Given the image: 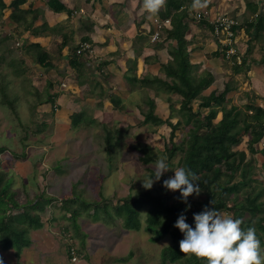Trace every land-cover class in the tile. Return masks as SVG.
<instances>
[{
	"label": "rangeland",
	"instance_id": "374dc122",
	"mask_svg": "<svg viewBox=\"0 0 264 264\" xmlns=\"http://www.w3.org/2000/svg\"><path fill=\"white\" fill-rule=\"evenodd\" d=\"M62 1L67 6H74L76 11L79 10L77 14H87L88 21L84 23L85 27L95 34L99 33L96 34L98 46L104 38L99 35L112 34L107 25L120 23L130 31L133 13L140 12L138 15L140 19L144 16L147 19L152 17V22L156 20L143 9L142 5H137V0H123L122 3L121 0ZM36 9L40 18L44 17L47 24L49 21L58 24L67 22L65 14L52 17L50 10ZM119 11L124 12H121L123 17H120ZM114 13L117 14L110 16ZM190 23L198 30L200 36L205 34L203 38L211 39V32L205 31L201 23L194 19L190 20ZM14 27L15 24L11 23L8 10L5 9L0 14V87L6 86V98L12 99L13 102L8 105L0 95V147L5 148L0 153V166L14 178L12 188L16 192L18 203L24 204L40 196L48 197L50 202L43 201L42 211L28 209L30 215L40 214L43 226L30 231V245L22 248L19 255H16L12 248L5 251L0 249L3 264H172L163 263L161 260L163 248L172 243L171 237L167 235L153 242L150 240L151 234L143 228L146 208L140 210L143 217L139 230L125 229L109 204L101 206L102 211L98 216L93 213L94 211L91 212L90 208L101 199L109 200L111 206H117L129 193L147 189L144 187V180L154 175L156 163L143 164L140 161L139 147L149 144L157 151L162 150L169 143L170 128L164 124L158 126L156 132H150L148 126L140 124L143 119L141 109L146 108L144 98L147 95L156 100L157 115L165 118L169 114L166 101L157 98L152 90L145 92L144 88L136 84L142 94L125 96L126 107L129 110L125 112L128 113L120 112L109 105L110 113L104 116L105 122L109 123L106 126L101 123H81L73 126L69 122V117L62 113L64 100L60 99L58 104L46 100L48 95L58 94L54 72L42 73L43 69L33 63L32 57L21 51L24 45L30 42L32 31L25 30L21 35H16ZM116 33L118 32H114V35ZM115 40L113 37L108 42L112 41L115 44ZM83 42L77 44L74 53L80 49V43ZM44 45L50 55L57 57L53 44L47 47L48 43L45 41ZM115 48L114 52L120 53L125 47ZM8 49L10 54L6 52ZM88 50L92 52L83 54L95 55V48L92 45ZM103 52L102 49V54ZM11 57L16 64L10 63ZM209 57L211 58L208 64H211L215 71L209 67L210 65L207 68L215 74L221 73L214 81L213 87L220 91L227 83L233 88L227 94L229 100L227 106L231 104L242 106L253 93L259 96L257 102L264 104L262 95L264 92L257 93L261 91L256 89L257 80L250 76L246 78L245 72L233 74V63L212 55ZM52 59L55 64L60 60ZM20 60L22 63H19ZM139 69L138 73H141ZM144 76L151 78L150 73ZM161 97L165 96L162 94ZM72 99L69 98L68 101ZM174 104L177 106L176 102ZM220 117L221 114L218 113L215 121ZM115 128L121 130V135L116 136L121 146L116 148L112 159L108 161L104 148L105 131ZM184 132L185 129H178L175 140H180ZM246 140L247 137L241 141L239 149L246 150ZM262 147L264 145L260 142L257 148ZM179 156L180 154H176L172 161L176 162ZM254 157L258 166L256 175L264 185V166L261 164L264 157L260 152ZM175 169L177 168L169 169L161 177L165 179L173 177ZM156 184L157 181L154 180L152 187L155 188ZM68 198L71 200L78 198L80 204L74 202L71 208H66L64 200L70 202ZM82 202L91 205L87 206V203ZM74 209L77 211L76 217L72 216ZM70 245L75 252L80 250V254L78 251L68 254L66 250Z\"/></svg>",
	"mask_w": 264,
	"mask_h": 264
},
{
	"label": "trees",
	"instance_id": "16d2710c",
	"mask_svg": "<svg viewBox=\"0 0 264 264\" xmlns=\"http://www.w3.org/2000/svg\"><path fill=\"white\" fill-rule=\"evenodd\" d=\"M25 1L12 0L6 5L0 0V14L5 9H10L8 17L11 23L15 24L16 35H21L25 30L33 33L39 30L40 33L42 29L34 27L38 15L31 8H21ZM43 1L54 12L64 11L68 14L71 12L61 0ZM137 2L143 6V0ZM193 3L194 0H167L166 7L156 15L160 21L164 22L168 19L170 23L161 25L158 39L153 43L159 44V39L169 41L170 57L160 66L163 77H144L139 82L145 92L151 89L155 96H161L162 92L165 94L162 98L168 102L169 114L165 119L155 114L154 99L146 95L144 98L146 108L141 109L143 119L140 124L148 126L150 132H156L158 126L166 124L170 128L169 143L160 151L149 144H143L139 147V151L140 161L145 165L157 163L160 158L166 157L170 169L182 167L191 170L198 178L194 184L199 185L201 189L199 195L193 194L187 198V203L191 207L185 211L187 205L182 200L180 191L166 189L163 185L166 179L161 177L155 188L129 193L117 206H111L109 200L101 199L90 207L91 212L94 211L93 213L98 216L102 211L101 206L109 204L111 210L120 218L123 227L129 230H139L142 227L143 216L140 210L146 208L143 228L151 234L150 240L153 242L167 235L171 237L172 243L163 248L161 260L163 263L172 264H207L206 259H197L195 256L180 252L179 241L184 238V234L174 225L181 213L186 216V223L193 228L194 214L201 213L205 209H216L221 214L230 213L233 218L243 221L241 225L243 229L255 228L261 247H264V185L256 175L258 166L254 157L258 152L264 157V147L257 148L260 142L264 145V105L257 102L259 96L253 93L242 106L236 104L227 106L229 102L227 94L233 88L227 83L220 91L214 88L213 84L218 75L204 67L201 62H193L189 50L191 40L185 37L190 20L193 19ZM260 19L258 21L262 20ZM258 21L251 22L246 30L256 27ZM43 27H47L46 24ZM238 27L240 26L237 25L235 30ZM149 32L152 34L151 31ZM63 40L64 45L66 36ZM82 40L90 41L88 37H83L81 42ZM220 50H215L206 56L212 55L224 59L225 52L223 48ZM21 51H25L26 55L32 57L31 60L39 66L53 67L49 53L39 43H26ZM6 52L10 54L9 49ZM81 56L75 53L73 67L79 65L76 60ZM229 59L234 61L235 56ZM10 63L16 64L14 58H10ZM19 63L22 61L20 60ZM245 63V57L240 64L234 62L233 74H240L245 68ZM81 67L82 62L78 69ZM135 80H137L135 77H131V81ZM5 88L6 86L0 87V95L5 103L11 105L13 100L6 98ZM53 97L48 95L46 100L51 102ZM218 113L221 117L215 121ZM72 117L71 122L76 125L79 121L78 116L73 114ZM181 128L185 129V132L181 139L176 141L177 130ZM120 135L119 128L105 131L104 148L108 161L112 159L113 152L120 145L119 139H116V136ZM245 137H247L246 150L239 149L238 145ZM4 149L0 147V153ZM176 154L180 156L176 162H173L172 159ZM261 164L264 166V159ZM13 181L14 178L0 166V249L5 251L12 248L15 254L19 255L22 248L30 245V231L43 226L40 214L30 215L28 209L42 211L43 203L50 200L48 197L40 196L24 204L18 203L16 192L12 188ZM70 198L68 200H71ZM74 202L79 203L78 198L70 202L64 200V205L66 208H71ZM84 203L87 202H82ZM72 216H77L75 209L72 210ZM71 249L74 250L70 245L66 252L71 254ZM79 251L77 253L80 254ZM76 252L74 250V253Z\"/></svg>",
	"mask_w": 264,
	"mask_h": 264
},
{
	"label": "crops",
	"instance_id": "0c3cea01",
	"mask_svg": "<svg viewBox=\"0 0 264 264\" xmlns=\"http://www.w3.org/2000/svg\"><path fill=\"white\" fill-rule=\"evenodd\" d=\"M3 1L6 5H8L12 0H8L9 2L6 0ZM122 2L123 0H121L120 3ZM209 2L212 4H207V6L202 10H194L192 8V13L196 11L208 12L209 16L207 18L201 19L199 22H204L203 24L201 23L204 30L211 32V39L209 37L203 38L205 34H201L200 36V34L197 33L198 30L194 29V25L189 23V29L186 32L185 37L187 40H191L189 50L191 52V58L193 59V62H201L204 67H208L209 65V67H213L211 64H208V60L211 57H207L206 54H210L211 52L218 49L220 50L221 45L214 36L212 20L216 14L225 13L228 16L237 19L240 27H238L236 31L235 47L237 54L234 61L231 62V60L229 58L226 59V57L223 60L233 64L234 62L240 64L242 58L245 57L246 63L244 71L242 72H245L244 76L246 78L250 76L255 81L257 80L258 85H256V89L261 90L257 93H263L264 0H207V3ZM37 7L44 8L46 11L50 10V12L53 14L52 17H60V15L65 14L67 16V22H65L66 24H58L54 21L51 23L49 21V24H47L45 22V18H40V14L35 11ZM21 8H31L32 11L38 15L34 22V27L42 29L40 33H38L39 30L36 33L32 32V38H30V42L28 43H39L42 48L46 50L47 53H49V55L50 52L48 48L45 47L46 45H44V42L46 41L48 43L47 47L52 46V44L55 47L56 53H54L57 55V57L53 56V54L50 55V62L53 64V67L43 68L38 64L37 66L43 69L42 73L48 74L49 72H54V81L58 83V94L53 97L52 102L58 104L61 100H64L63 104L65 103V105L62 106V113L69 117V122L73 126L80 125L81 123H101L103 126H106V124L109 123L105 122L104 116L107 113H110L108 112L111 110L109 105H112L120 112L122 111L124 113H128L125 112L128 110L126 107L127 99L125 96H131L137 93L142 94V91H139L136 86V84H139L140 86L142 85L140 84L139 80L147 77L144 75L149 73L151 74L152 78L154 76L163 77V75L160 73V66L170 57L168 54L170 42L164 39H159V44L153 43L154 41L152 40V34L149 32H152L154 29L152 17L147 19L143 16L140 19L138 17L140 12L137 14L133 13L131 16L130 31H128L127 28H125V26L121 25L120 23H112V25H107L106 27L108 30L112 31L113 35L109 33L106 34V36L99 35L104 38L98 46L96 44L98 38V36L96 38V34L99 33L96 32L95 34L93 31H90V29L88 30L85 27L84 23L88 21L87 14H77L79 10L76 11L74 6H67V8L71 10L69 14L64 11H52L45 5L43 0H26ZM6 10H8L9 16L10 9ZM121 12L124 13L123 11ZM121 12L119 11V13ZM122 13L120 14V17H123L121 16ZM116 14L114 13L110 16H115ZM153 17L158 19L157 16ZM259 19L261 21H258ZM257 21L259 24L256 27L246 30L247 26L251 22L256 23ZM45 24L47 27H43ZM113 31L118 33L114 35ZM64 36H66V44L63 45ZM83 37H88L90 39L88 43H90L93 48H95V55L88 56L87 54H82L79 60L75 59L76 62H79L78 66H80L82 62V67L78 69V66H72L74 63V50L77 44L81 42ZM113 37L116 39L115 44H113L112 41L108 42ZM115 46L117 48L120 46V49L121 47L125 48H122L120 53H116L114 52L116 49ZM102 49L104 50L103 54ZM52 58H59L60 60L55 64L53 63L54 60ZM33 63L36 64L35 62ZM138 69L141 71V73H146H138ZM212 69L214 70V68ZM217 75L220 77L221 73H217ZM131 77H135L137 80L131 81ZM62 84L64 86H62ZM254 89L252 90L256 92L257 90L255 89V91ZM162 94L165 96L163 92L161 95ZM65 98L73 99L68 101V99ZM157 98L166 101L165 98H162L161 96H157ZM154 102L155 114H157L156 100H154ZM166 103L168 105L167 101ZM258 103L260 102L258 101ZM73 114H76L79 119L76 125L71 122ZM158 116L160 117V115Z\"/></svg>",
	"mask_w": 264,
	"mask_h": 264
},
{
	"label": "clouds",
	"instance_id": "9594fccd",
	"mask_svg": "<svg viewBox=\"0 0 264 264\" xmlns=\"http://www.w3.org/2000/svg\"><path fill=\"white\" fill-rule=\"evenodd\" d=\"M166 4L167 0H143V9L150 16H156ZM206 6L207 0H194L192 8L202 10ZM169 169L166 157L160 158L155 165L154 175L144 180V187L150 189L154 180L159 181ZM174 172V176L164 180L163 185L168 190L180 191L187 211L191 207L187 198L193 194L199 195L201 191L199 185L194 184L198 178L191 170L182 167ZM194 222L193 228L186 223L183 213L175 222L174 226L184 234V238L179 241L181 253L206 259L207 264H264V248L261 247L255 228L243 229L241 219L221 214L216 209H205L194 214ZM0 264H3L2 258Z\"/></svg>",
	"mask_w": 264,
	"mask_h": 264
},
{
	"label": "built area",
	"instance_id": "2783aa9c",
	"mask_svg": "<svg viewBox=\"0 0 264 264\" xmlns=\"http://www.w3.org/2000/svg\"><path fill=\"white\" fill-rule=\"evenodd\" d=\"M209 16L207 11H197L194 14V17L197 20L207 18ZM169 20L166 19L164 22L159 19L153 20L152 24L154 29L152 30V40H157L159 36V28L161 25H169ZM213 23V33L214 36L218 39L221 48L225 52L226 58H230L232 55H236L235 47V27L239 24L234 18L229 17L225 13L217 14L212 20ZM80 49H77L76 54L80 55L83 53H91L92 50H88L91 47L90 44L83 42L80 43ZM238 58V57H237ZM70 253H74V250L71 249Z\"/></svg>",
	"mask_w": 264,
	"mask_h": 264
},
{
	"label": "bare ground",
	"instance_id": "6f19581e",
	"mask_svg": "<svg viewBox=\"0 0 264 264\" xmlns=\"http://www.w3.org/2000/svg\"><path fill=\"white\" fill-rule=\"evenodd\" d=\"M196 12H197V11H196ZM196 12L192 13V17H193V19H194L195 21H198V22H199L200 20H197V19L194 17V14H195ZM238 25H239V24H238ZM236 27H237V26H236ZM236 31H237V30H235V39H236ZM215 38H216V37H215ZM216 39H217V38H216ZM217 40H218V39H217ZM218 42H219V41H218ZM235 44H236V42H235ZM236 54H237V50H236ZM225 56H226V55H225ZM232 56H236V55H232ZM232 56H231V57H232ZM231 57H230V58H231Z\"/></svg>",
	"mask_w": 264,
	"mask_h": 264
}]
</instances>
